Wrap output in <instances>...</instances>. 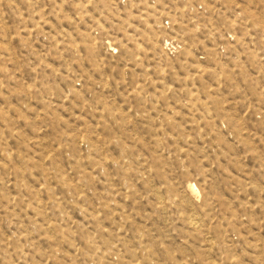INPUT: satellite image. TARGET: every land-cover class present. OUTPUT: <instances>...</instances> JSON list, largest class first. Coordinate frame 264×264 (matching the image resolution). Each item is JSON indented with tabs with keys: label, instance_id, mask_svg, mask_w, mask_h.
Wrapping results in <instances>:
<instances>
[{
	"label": "rangeland",
	"instance_id": "374dc122",
	"mask_svg": "<svg viewBox=\"0 0 264 264\" xmlns=\"http://www.w3.org/2000/svg\"><path fill=\"white\" fill-rule=\"evenodd\" d=\"M0 264H264V0H0Z\"/></svg>",
	"mask_w": 264,
	"mask_h": 264
}]
</instances>
